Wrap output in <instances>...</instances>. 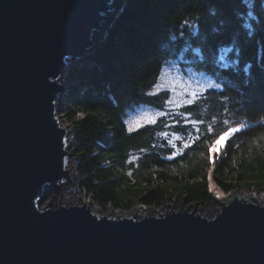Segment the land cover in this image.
Wrapping results in <instances>:
<instances>
[{
	"label": "trees",
	"instance_id": "1",
	"mask_svg": "<svg viewBox=\"0 0 264 264\" xmlns=\"http://www.w3.org/2000/svg\"><path fill=\"white\" fill-rule=\"evenodd\" d=\"M101 37L64 75L74 86L62 113L73 124L80 192L103 209L207 203L211 169L216 198L226 194L220 188L264 191V0H122ZM223 47L230 50L222 64ZM179 53L220 87L169 108L164 92L146 93L155 92L163 62ZM138 105L168 114L129 131L125 112ZM185 117L197 126H182ZM241 121L250 126L212 163L209 145Z\"/></svg>",
	"mask_w": 264,
	"mask_h": 264
},
{
	"label": "water",
	"instance_id": "2",
	"mask_svg": "<svg viewBox=\"0 0 264 264\" xmlns=\"http://www.w3.org/2000/svg\"><path fill=\"white\" fill-rule=\"evenodd\" d=\"M121 4L0 0V264H264V203L244 191L217 198L210 215L174 201L139 216L100 214L80 195L46 200L49 189L76 188L63 70Z\"/></svg>",
	"mask_w": 264,
	"mask_h": 264
},
{
	"label": "rangeland",
	"instance_id": "3",
	"mask_svg": "<svg viewBox=\"0 0 264 264\" xmlns=\"http://www.w3.org/2000/svg\"><path fill=\"white\" fill-rule=\"evenodd\" d=\"M120 8H121V6L116 10V13L120 10ZM249 15H251L250 11H249ZM113 17L110 18L109 20H107L105 22V24H103V26H102L103 32L101 33L102 37L104 36L105 30L109 26V24H110L111 20L113 19ZM229 50H230V47H223V48L220 49V51L217 54V56H218L217 60L219 61V63H222V64L223 63H227V61H228L227 53H228ZM182 54L183 53H179L177 57L168 58L167 60H165L163 62V64L161 65V68H160V70L158 72V75L156 77L155 83H154V85L152 87V90H151V91H155L156 90L155 86L160 82V77H161V73H162L163 70L167 69L170 72L176 73L181 78L180 79H175L174 78L172 80L167 81L166 89L162 90L160 92H164L167 95V99L166 100L172 99L178 105H182L183 104L182 101L192 98L191 94L193 92H196V94H197L196 95V99L201 97L209 89V88H206L208 80H212L214 83L219 84L209 74L194 70V68L192 67V65L190 63V60L188 59V57L185 56V55H182ZM71 65L72 64H70V65H68V66H66L64 68L63 73H62V78L63 79H64L65 72L67 71V69ZM202 88L204 89L203 91H201ZM215 88H218V87H215ZM70 89H74V86L72 88H70ZM67 90H69V89H66L65 92ZM61 104H62V108H63V106H64V96L61 99ZM166 106L169 107V108L175 107V106H169V105H166ZM157 112H158L157 110H153V108L148 107L146 105H138V106H133L131 108L129 107L126 110V112H125L124 118H125V121H126V123H127V125L129 127H134L136 121L141 122V120H152L154 118L153 115H156ZM59 114H60L61 125L66 126L71 131V133L69 134V137L71 138V141H73V131H74L73 130V124L67 120V118L62 113V111H60ZM249 126H250L249 122L241 121V122L233 124L229 128H237V129H239V131H242L243 129H246ZM70 150H72V145L70 147ZM217 156L218 155H216L215 160H217ZM74 157H75V160L70 164V169L75 174L76 183H77L78 179H79L77 171H76V162H77L78 156L74 155ZM211 161L213 163L212 159H211ZM210 171H212V169ZM76 183H75V185H76L75 189L67 186L66 184L62 185L59 190H53L52 191V190L49 189L48 193L46 195V200H49L51 198H55V200H57V201L59 200L61 202L68 203L71 199H74L79 204V203H81V200L79 198V195H80L82 200L91 199L90 206H91L92 210H95V211L99 212L100 214H104L105 212H107V210L109 208L112 209V212L114 214H115V212L117 210H122L125 214H128V215L132 214L131 210L136 212L137 215H139V216L148 213L146 211V209L144 208V206H150V205H142L139 202L133 203L132 206H130V208H114V207H111V206H108L105 209L100 208L93 202L92 196H88V195L83 194L82 192H80V190H79V188H78ZM208 183H209L208 184L209 193H210V195L212 197L211 198L212 200L207 202V203H203V202L185 203V202H182V201H179V200H176V199H174V200H172L170 202H166V203L172 204L173 201H174L175 204L178 206L179 205L178 202H182L183 207H188L191 210L194 207V209L196 211H198L199 207H200V211H201L202 214L205 213V214L210 215V214L214 213L215 211H217V209L219 208V203L216 201L217 198H216V196H214V189H215V187L217 185L214 182V179L212 177L211 172L208 175ZM220 190L222 192L226 193L224 196H226L229 193V192L223 191L221 188H220ZM231 191L234 194H237L239 191H244L246 193V195L248 196V199L250 201L257 202L253 198V194H254L260 203H264V195H263L264 191H257L255 189H244V188H237V189L231 190ZM194 204H195V206H194ZM150 207H153V208L157 209L160 212H162V209L163 210L166 209L165 203L163 205L150 206ZM168 207H169V205H167V208ZM152 212L155 213V214L157 213V211H155V210H152Z\"/></svg>",
	"mask_w": 264,
	"mask_h": 264
},
{
	"label": "snow or ice",
	"instance_id": "4",
	"mask_svg": "<svg viewBox=\"0 0 264 264\" xmlns=\"http://www.w3.org/2000/svg\"><path fill=\"white\" fill-rule=\"evenodd\" d=\"M180 79L181 77L179 75H177L174 72H170L169 70L165 69L162 71L161 73V77H160V82L155 86L156 90L155 92H149L146 93V95H159L160 91L165 90L167 87V81L172 80V79ZM215 87H220L219 84L214 83L212 80H208L206 88H215ZM204 89L202 88L201 91H203ZM192 98L187 99L182 101L183 104L187 105V106H191L194 104V101L196 99V92H193L192 94ZM164 103L166 105L169 106H175V107H180V105L176 104L174 100L172 99H168L166 101H164ZM168 113L166 111H159L156 113L157 116L163 117L166 116ZM151 123H156L155 119H152L150 121ZM180 122L179 121H172L171 123V127H176ZM191 125L193 128H195L198 124V121L196 120H189L187 117H185L183 125L182 126H187V125ZM141 123L139 121L135 122V127L139 128L141 127ZM134 129L132 127H129V131H133ZM239 129L237 128H229L227 131H225L224 133H222L220 136H218L213 142L212 144L209 145V152H210V159L215 160L216 155L220 154L225 145L227 144L228 140L231 138L232 135H234L236 132H238ZM161 135L167 136L168 133H162ZM173 136L175 139H180L179 136H176L173 133ZM169 144H172V141H168ZM173 147H175V145H173ZM187 147V146H186ZM216 195L219 197L222 194L221 193H216Z\"/></svg>",
	"mask_w": 264,
	"mask_h": 264
},
{
	"label": "bare ground",
	"instance_id": "5",
	"mask_svg": "<svg viewBox=\"0 0 264 264\" xmlns=\"http://www.w3.org/2000/svg\"><path fill=\"white\" fill-rule=\"evenodd\" d=\"M104 24H105V23H104ZM91 49H92V48H91ZM89 51H90V50H89ZM89 51H88V52H89ZM74 63H75V62H74ZM72 64H73V63H72ZM168 208H170V206H169ZM195 211H196V210H195Z\"/></svg>",
	"mask_w": 264,
	"mask_h": 264
},
{
	"label": "clouds",
	"instance_id": "6",
	"mask_svg": "<svg viewBox=\"0 0 264 264\" xmlns=\"http://www.w3.org/2000/svg\"><path fill=\"white\" fill-rule=\"evenodd\" d=\"M211 172V171H210Z\"/></svg>",
	"mask_w": 264,
	"mask_h": 264
},
{
	"label": "flooded vegetation",
	"instance_id": "7",
	"mask_svg": "<svg viewBox=\"0 0 264 264\" xmlns=\"http://www.w3.org/2000/svg\"><path fill=\"white\" fill-rule=\"evenodd\" d=\"M94 202V201H93Z\"/></svg>",
	"mask_w": 264,
	"mask_h": 264
}]
</instances>
